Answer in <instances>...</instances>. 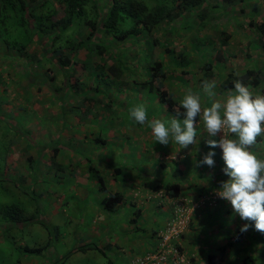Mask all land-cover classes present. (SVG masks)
Listing matches in <instances>:
<instances>
[{"label":"crops","instance_id":"1","mask_svg":"<svg viewBox=\"0 0 264 264\" xmlns=\"http://www.w3.org/2000/svg\"><path fill=\"white\" fill-rule=\"evenodd\" d=\"M261 1V3H258V1L246 0L242 5H240V7L243 6L245 7V9L242 12L238 11L239 13L233 17L235 28L231 31H228L231 35L228 39L226 50L228 51L229 59H232L235 58V55L238 54L240 49H243L244 52H242L241 54H246V56L248 57L247 62L250 63V65L245 64L246 67H252L257 70H262L264 74V65L262 63V60H264V53L261 52V50L263 49L262 40L257 30V26L260 23L264 22V18H262L264 14H261L260 11V7L264 5V0ZM262 10L264 13V9ZM260 16H262L261 19L259 18ZM250 21H252V23H250ZM190 22L191 21L189 20L188 25L185 26L186 28L182 27L181 20L170 22L168 24H165L163 31H159V33L157 34L159 36H163L165 41L167 32H170L169 34L176 33V36L174 35V38L177 36H179L178 38H186L189 44L190 40L195 39L197 42H200V40H205L207 38L206 36H209V33L212 30V28L210 27L212 25H206L202 29H198L195 23ZM191 24H194L193 26L196 27V32H201H199L198 34L201 38L195 37L193 29L188 28V26H191ZM214 28V32L216 35H218L219 30L221 32L223 29L222 26H219V28L218 26H215ZM181 29H185V32L181 33ZM177 33H181V35H177ZM169 38L170 40L172 39L171 36H169ZM194 46H196V44L191 42V46L187 48L190 54H193L197 49L200 50L199 47ZM200 47H203V45L201 46V43ZM11 54V58L8 55H3V57L0 56L1 80L3 81V74L8 75V71H12L14 69H18V72H21L25 77H28V71L27 73L25 72L27 68L26 65L28 64L29 60L24 57H17V55H15V58L18 62L14 64L12 60L14 57V53ZM8 57L12 61H10ZM17 64H19L18 67H16ZM223 66L225 67L224 64ZM246 67L241 66L240 70L234 72L236 74H240ZM227 71L228 73H226L225 76H228V74L230 73L229 69L226 70V72ZM188 74L192 76L191 73ZM215 77L218 81V90H221L222 92V89L219 87V83L221 80H223L222 78L225 77L222 76L221 72L219 73V77H217V75ZM9 80L12 86H17V83L21 82L17 77H12ZM187 80L188 79H179V81L176 82L173 81L172 78H170V83L173 84L174 87L187 86V89L190 87L195 89V81L192 80L189 84ZM170 83L164 84L170 88ZM6 85V83L0 82V94L6 92ZM12 86H9L10 88H8L9 93L14 90L12 89ZM200 86L201 82L199 83L198 81V90ZM42 89H44V87H42ZM24 90V93L18 94L17 91V95L9 97L8 101H3L0 113H3L5 111L9 112L11 114V117L9 118L10 121L8 120V122H10V124L12 125L11 119H13V126H18L16 119L20 116V112L23 111L19 110L18 105L21 104V102H24L26 106L25 108L29 109V112L27 111V113L30 114V118L27 119L24 116L26 122L22 125V127L30 124L29 129L32 130L31 135L37 134L39 136L38 138H36L39 146L38 149H40L41 152H44L43 154H46V152H48L50 148V144L47 143L46 140L48 139V136H50L51 129L54 128L52 123L49 121V117L52 115L51 106L53 103V97L49 95L44 97L42 95V92L36 91L34 86H30L29 83L24 88ZM172 94L182 99L181 95H183L184 93H179L177 92V90L173 89ZM113 99H115L114 102L116 103L115 105H113V108H119V110H121L125 107V104L126 106L128 105V102L131 98L129 97V95H124L123 93H121L118 96H114ZM143 99H145V97H143ZM151 101L153 102V104L158 103L156 107L158 106L157 110L159 112L158 115H154V117H168L165 116L166 113L160 106L157 97L153 96V98H151ZM58 102V113L55 115L59 117L58 123L60 124L59 128L57 127V129L58 133L60 132L58 136L60 135L59 139L61 140V149L59 148L57 158H61L63 160L57 161H59V163L61 164L69 166L70 169L73 167L77 168L75 169L76 174L73 175V177L71 176L73 179V183L75 184L73 189L75 190L76 197L79 198V196H85L89 192L94 193L91 194V198L95 199L94 201L101 207L102 211L107 212L106 214H100L99 220L102 221L103 219L105 221L108 217L109 212H114L116 214H119V212H121L122 215L119 214L121 217V219L119 220V223L122 227L121 229H123V227L128 229L127 231H124V235L127 236V233L128 235H132L133 233H135L138 237L142 238V244L144 243L146 244L145 246H148V248H144L143 251H141V253H138L139 255L136 256L141 255L143 257L144 253H147L149 250L156 248V246L159 245V235L163 230L166 229L168 223L172 219L173 208L176 204H178V201L180 199L196 198L197 202H199L201 198L213 199L211 196H217L216 189L219 188L220 182L228 179V177L222 171L225 165L222 158V149H220L219 147L213 149L216 153L214 157L216 162L214 168H209L207 165H201L198 163L202 159L203 154L209 151V146L206 143L209 137L205 133H202V121H200V119V127L198 128V145H190L186 149L179 150V146L175 143H170L166 146L161 144L160 147H157L158 145L155 143L153 135L149 132L150 128L148 123H145L144 125L138 124V127L136 128V135L132 133L134 134V136L131 135L129 127H126L125 130L122 129V131L119 132V129L117 130L116 126L120 125L122 121H118V123H116L115 125L112 122L113 115H110L111 110L106 106L103 108L102 105L100 107L101 109H96L93 107V101H91V103L89 104L90 109L89 111H87L86 109H84V106H86V104L82 106V100L79 97H77L76 95H71V97H69V94L64 101L58 100ZM10 103H13L12 106L10 105ZM63 105L68 109L73 106L72 110L64 113ZM110 108L112 107L110 106ZM117 117L118 116H116L115 118ZM64 123H68L69 126L64 125ZM97 135H100L101 139L103 138L105 141L96 143L95 139ZM120 136L121 138H119ZM130 136L133 138V143L129 141ZM211 139L216 138L211 137ZM258 139L261 142L258 144L257 149L260 152L261 157L264 158V137H260ZM19 140L21 141V138H19ZM123 140H125V142H122ZM28 142L29 140L25 142V151H27L28 147H30L31 149L34 148L33 140L29 142L31 146L28 145ZM18 145L19 143L16 145L14 144L9 149L7 161L11 162L10 164H8L6 174L8 177H11V180H15L19 175H21L22 177L24 176V185L32 187L33 178L29 176V158L32 157V162H34L35 157L33 154H26L24 157H22V154L19 152L17 158L14 159V157L11 156V152H14V150L17 149L16 147ZM43 154H41L42 157H36V162L38 163L36 165H39V168H42L44 162H49L47 160L49 156L47 154ZM90 166L94 168L92 171H89ZM156 166H161L163 170L170 169L169 173L173 171V168H176L178 170V173H174L173 171L174 176L170 177V180L175 181L177 178L181 179V198H166L163 196V194H161L162 190L159 191L153 189L166 176H162V174L159 175L156 172L152 171V168H156ZM113 168H118V170H116V174L113 172ZM95 172L97 176L103 177V181H101L103 183H98L97 177L93 175ZM153 172L156 174H153ZM149 176L150 178L153 177L154 179L149 180ZM73 189L68 188L69 192H74ZM114 193L122 194L124 199H127L128 202L119 204L120 206L118 205L119 207L117 206L115 210H110L103 207L102 199L108 194ZM47 194L48 193H46L45 195ZM45 198V215H49L52 213L55 214L58 213L60 209H63V203L57 204L50 198ZM47 199H50L51 201H47ZM214 200H212L213 204H211V202H206L209 206L205 207L201 205V202L199 204H194V206L199 207L195 209H199V211L203 210V212H206V215L210 216L211 219L214 220V222L211 223L209 227H205V232H200L199 226H197L196 230V226H189L191 231H196L197 233L201 234L202 237L199 240H196V238L194 239V237L193 240L191 238H188L190 242L188 246H201L204 248V253H207L208 251L210 252L212 248V250L218 252V247L227 244L229 241H232L235 234L240 231L241 226L245 223V221L240 219L239 214L234 213L230 202L223 200L218 196ZM136 209L140 210V213L138 215L134 212V210L137 211ZM41 219L42 216H38V220L41 221ZM132 219H134L135 221H132ZM201 220V225L206 226L202 217L199 219V222ZM134 222H137L136 226H138L139 229H135L133 227V225L135 224ZM194 222L196 223L197 221ZM29 223L30 220H27V224ZM27 224H25V226H27ZM8 225L9 227L17 229L22 227L21 223H4L0 220V243L4 241V235L2 234V232H4L5 227ZM90 231L94 232L89 233L88 236L86 235L87 241L92 240L93 237H98V234L95 233V231L97 230L91 229ZM57 233L59 236V232ZM242 234L243 236H241V238L232 246L226 247L224 255H219L218 253L215 256H211V258H209L208 256H205V254H200L195 256L194 258L189 257V260H186L187 257L185 258V256L183 255L186 260V264H209V261L212 258L213 260H217L216 264H245V259L248 258L249 260L253 261L252 264H264V257H262L264 253L260 249L264 245V234L256 231L254 229V226L249 228L247 232H243ZM119 238L121 237L116 235L115 240H108L107 244H117ZM132 239L135 238L132 237L131 240ZM179 242L181 243L183 241L179 239ZM23 243L24 240L16 243L17 248L22 247L24 245ZM87 243L84 245L88 248L91 247L90 243ZM82 246L83 245H79L77 249L81 248ZM96 247L98 246L96 245ZM36 256L30 257L22 263H51L52 258H48L46 251ZM168 264L179 263L174 260Z\"/></svg>","mask_w":264,"mask_h":264},{"label":"trees","instance_id":"2","mask_svg":"<svg viewBox=\"0 0 264 264\" xmlns=\"http://www.w3.org/2000/svg\"><path fill=\"white\" fill-rule=\"evenodd\" d=\"M245 1L246 0H0V51L2 49L1 47H5L8 52L13 51L14 55L29 60L33 66L31 67L30 64H27L25 73L28 71L27 78L29 79L30 86H34L38 92H41L42 87H48V89L51 90L53 103L56 105L59 103L58 100L64 101L68 94L69 97H71V95H76L82 100V106L86 104L84 109L87 111L90 109L89 104L93 101L94 108L101 109L100 107L103 105V108L106 106L111 110V113L115 114L117 112L115 110L117 109L113 108V105L116 103L114 102L115 99H113L114 96L109 95L111 90H114L116 96L119 91L122 93L124 86V90L128 89L127 91H129L133 89L134 85H138L137 87L141 89L143 85L150 84L151 91L153 90L152 85H154L155 82L157 85L154 86L156 94L154 97L158 98L160 106L166 113L165 116L171 118L176 114L175 110L180 108L181 101V98H175L164 84L167 76L171 75L172 66L176 69L180 68L182 73L188 74L195 73L193 70L195 66L199 64V70L202 76L198 78V81L199 83L201 82V84L204 80H210L216 75L219 77L217 68L220 63L225 60L224 52L231 34H229L226 28H223L222 31L220 32L219 30L218 35H216L214 34L215 28H212V32L214 33L206 36L208 38L206 42L205 40H200V43L203 45L201 48H205L210 44L212 46L209 48L212 51L211 53L215 52L216 55L213 56V61L212 59H205V56L202 55L197 64L189 58L191 54L186 48H181L179 53L175 54L174 51L169 48L172 42H169L168 39L163 42L159 36L151 38L150 34L153 31L159 33V31L164 29L165 24L176 20H181L183 27L188 25L189 20L195 23L198 29H202L206 25L216 26V22L219 21L221 15L225 14V8L227 6L235 8L237 6L238 10L242 12L245 7H240V5ZM59 11H62V15L56 17ZM250 23H252V21H250ZM257 30L262 40V48L264 49V22L257 26ZM212 35H216V37L212 38ZM145 38V46H149L150 49H152V46H157V48L161 49V51L157 52V55H162L163 58L165 57V53L170 52V61H172L166 64L162 60H154L153 54L152 56L148 55L144 50L140 49H133L135 50L134 54L130 55V50L125 47L128 44H132L131 42L133 41L137 43L139 39L144 40ZM205 43L207 44L205 45ZM124 44H126V46L122 47ZM216 44H218L219 47L215 46ZM139 52H141V54ZM0 56L3 57L1 54ZM132 60L137 66H140L139 62L142 63L140 72L133 73L134 71L131 70L132 66L130 65ZM223 77L225 78H222L223 80L220 81L219 87L222 91L224 90V92L232 88L233 82L239 79H242L244 83L251 85L254 89L260 86H262L261 89H264L263 71L252 67H246L240 74H236L232 70L228 76ZM5 87H8V85ZM144 89L145 87L143 90ZM135 90L138 91V88ZM216 91L218 94L221 93L218 87ZM114 92L112 94H114ZM18 106L19 110L25 109L24 102H21ZM110 106L112 108H110ZM72 107L68 109L64 106L63 112L67 113V111L72 110ZM56 117L59 120V117ZM199 119L198 117V121ZM64 125L69 126L68 123H64ZM119 126L120 125L116 126L117 130ZM125 128L126 126L122 127L124 130ZM118 131L120 132L122 130L119 129ZM55 132L57 131L55 130ZM59 133L57 132V134ZM1 136L2 134H0V143L8 148V152L12 145H16L20 142L19 139L13 140V138L8 139V141H1ZM59 138L60 135L58 139H54L49 145L50 156L48 161L50 160L49 163L51 164L56 163L55 165H57L58 169H62L67 165L57 161L61 143ZM101 141L104 142L105 140L103 138L101 139L100 135H97L95 142L99 143ZM7 155L8 153L3 154L0 152V188H3L7 184L14 186V181L15 185L23 190V193H28L27 191L29 190L30 194L33 195V188L25 186L23 183L25 181L24 176L22 177L19 175L15 180H11V177L7 176ZM3 159L5 160L3 161ZM29 160V176L32 178L31 175L36 173L35 167L38 169L39 165L31 168L33 158L30 157ZM35 161L36 160H34V162ZM45 163L46 162H44V164ZM36 164L38 163L36 162ZM75 169L77 168L73 167L70 169L71 176L76 174ZM93 169L94 168L91 166L89 167V171ZM116 170H118V168H113L115 174L117 173ZM173 171L174 173H178L176 168H173ZM172 173L167 175L169 179H166L165 176L153 189L162 190L161 194L166 198H180L182 187L181 179L177 178L175 181H171L170 177L174 176V173ZM93 175L97 177L99 184L103 183L101 182L103 181V177L97 176L96 172ZM34 177H36V174ZM3 189L6 193H9L8 188L4 187ZM41 195L42 193H39L38 198ZM125 202H128V200L124 199L123 195L120 193L108 194L102 199L103 207L110 210H115L119 204ZM136 210L137 211L134 210V212L138 215L140 210ZM23 211V207L16 202H6V204H2L1 202L0 220L4 223H21L24 218L30 220V217H25L23 215ZM198 214H200L201 217L204 215L208 221H206L207 224L214 222L210 216L206 215V212L195 209L192 220L188 218V223H190V225L199 217ZM132 221L135 220L132 219ZM136 223L133 227L139 229ZM21 225L24 226V223H21ZM44 228L49 233V236H51L48 231V226ZM9 229H12V227L8 225L5 227L4 232ZM199 229L200 232H205L203 227H199ZM54 230H56L57 233V229L54 228ZM241 236H243V234L241 231H238L232 241L219 246V255H224L226 247L232 246ZM54 237L56 240L57 234H55ZM23 239L24 237L20 240L18 238V240L12 242L16 246V243ZM177 239L178 237L176 236V239L171 238L168 242V247L175 250V256L169 253L167 254L168 260L170 259L169 261H160L157 264H168L174 261L173 257L186 255L179 239ZM44 245L39 247L36 246L35 248L26 246L24 250L31 254H42L47 248L51 247L49 241H46ZM160 249L161 247L157 245L156 248L149 250L147 253H144V255L149 252L157 253ZM210 255L212 257L214 256V254ZM210 255H208L209 258H211ZM63 259V257L60 258V260L56 259L53 264H65ZM216 262L217 260H213L212 258L209 264H216ZM252 263L253 261L249 260V258L245 259V264Z\"/></svg>","mask_w":264,"mask_h":264},{"label":"rangeland","instance_id":"3","mask_svg":"<svg viewBox=\"0 0 264 264\" xmlns=\"http://www.w3.org/2000/svg\"><path fill=\"white\" fill-rule=\"evenodd\" d=\"M254 1H258V3L262 2L261 0L260 1L254 0ZM263 6L260 7L261 14H264L263 10H262V9H264ZM237 9H238L237 7L235 8V7L227 6L225 8V14L224 15L222 14L219 21L216 22V24H217L216 27L222 26L223 28H226L227 31L233 30L235 28L234 22H233V17L239 13L238 12L239 10H237ZM61 15H62V11H59V13L56 15V17H60ZM261 17L262 16H260L259 18L261 19ZM262 18H264V16ZM193 25L191 24V26L193 28L191 26H188V28L193 29V32L195 33V37H200L198 35L200 31L196 32V27ZM182 27H183V25H182ZM214 27L215 26L212 25L210 28H214ZM183 28H186V27H183ZM161 31H163V30H161ZM180 32L181 33L185 32V29H181ZM157 33L158 32L153 31L150 34L151 38L159 36ZM163 33H165V32H163ZM169 33L170 32H167V34L165 36V40L169 39V42H172V45H170L169 48L172 49L175 54L179 53L181 48H186V49L189 48V46H191V42L196 44V46H194V47L201 48L200 42H197L195 39L194 40L189 39L190 40V44H189V42L186 38H183V37L178 38L179 36L174 38V35L176 33L175 34L174 33L169 34ZM181 33L180 34L177 33V35H181ZM202 33H203V31H202ZM213 33L214 32H212V30H211V32L209 34H213ZM169 36H171V38H172L171 40H170ZM147 37H149V36H147ZM215 37H216V35H212V38H215ZM160 39H161V41H164L163 36H161ZM145 41H146V38L144 40L139 39L137 43L133 41L134 43L131 42L132 44H128L127 46H126V44H124V45H122V47L126 46L125 48L130 50L129 53L131 52L130 55L131 54L133 55L135 50L140 49V50H144L145 53L148 55L152 56V54H153L154 60L159 59V60H162L163 62H165L166 64H168L172 61V60L170 61L171 53H169V52L165 53V57L163 58L162 55H157V52H159L161 49L157 48V46H155V47L152 46V49H150L149 46H145V43H144ZM201 41H203V40H201ZM206 41H207V38L205 39V42ZM205 44H207V43H205ZM215 46H218V44H216ZM257 46H258V44H257ZM210 47H212V46L209 44V46H206L205 48H201L200 50L199 49L195 50L193 54L189 55V58L195 64H197V62L201 59L202 55H204L207 60L212 59V56L216 55V53L215 52L211 53L212 51L209 49ZM1 48H2L0 51L1 55H8L10 58L12 57L11 53H13V51L8 52L5 47H1ZM133 49H135V50H133ZM242 52H244V50L240 49L238 54L235 55V58L229 59L228 51L225 50V52H224L225 60H224V62H221L220 65L218 66V68H217L218 73L221 72L222 76H225L226 73H228V71L226 72V70H228V69L230 71H232L231 69H233V71L237 72L238 70L241 69V66L246 67L245 64L250 65V63L247 62L248 57L246 56V54L245 55L241 54ZM261 52L264 53V49H262ZM139 53L141 54V52H139ZM140 56H139V58H140ZM9 57H8V59L10 61L13 60L14 64L16 62H18L17 59L15 58V55H14L12 60ZM212 61H213V59H212ZM262 63L264 65V60H262ZM28 64H30L31 67L33 66V64L30 62H28ZM223 64L225 65V67H222ZM130 65L132 66L131 70L134 71L133 72L134 74L140 72V70H141L140 66L142 65L141 62H139L140 66H137V64L134 63V61L132 60L130 62ZM18 66H19V64L16 65V67H18ZM199 66H200L199 64H197L195 66V68L193 70V72H195V73H191L192 76L189 74H184L181 72L180 68L176 69L174 66H172L170 78H172L173 81H176V82H178L179 79H181V80L188 79L187 81L189 84L193 80V81H195V83H194L195 89L194 90H198L197 89L198 78L202 76V74L200 73V70H199ZM18 71H19L18 69H14L12 71L9 70L8 75H6V74L2 75L3 81L1 80L0 82L6 83L8 85V87L6 88L5 93L0 94V111L2 109V102L3 101H8L9 97H11L13 95H17V91H18V94L24 93V91H25L24 88L29 83V79L27 77H25L21 72H18ZM263 76H264V74H263ZM12 77H17L21 82L17 83V86H12L10 83V80H9ZM168 78H169V76H167L164 83H170V78H169V80H168ZM212 79H217V78L213 77ZM155 85H157V84L154 82V85H152L153 90H151V91H150V88H151L150 84H146L145 86L143 85V88L145 87L144 90H143V88L140 89L139 87H137L138 85H134L133 89L129 90V92L127 90H124V88H125V86H124L122 93L124 95L125 94L129 95V97L131 98L128 102V105L126 106V104H125V107L121 110H119V108H118L117 109L118 111L115 114L110 113V115H113L112 122L115 125H116V123H118V121H122V123L119 126L120 130H122L123 126H126V127H129V129L131 131L130 133L132 136H134V134L136 135V128L138 127V124L130 119L129 109L133 105H136L139 103H143L147 107L148 116L150 118L149 122L153 118H160L159 116L154 117V115L155 116L158 115V112H159L157 110L158 106L156 107V105L158 103L153 104V102L151 101V98H153V96L156 95L155 91H154ZM9 86H12V89H14V90H12V92H10L11 94L8 91V88H10ZM135 87L138 88V90L140 92L135 90L136 89ZM261 87L262 86H260L259 88H256V89H261ZM168 89H169L170 93L171 92L173 93V89H174V90H177V92H179V93L182 92V94H183L186 91L187 86H185V87H174L173 84L170 83V88L168 87ZM41 92H42V95L44 97L47 95L52 96L51 90L48 89V87H46V86L44 87V89L41 90ZM113 92H114V90H111L109 95L115 96V92H114V94H112ZM119 94H121L120 91L116 95L118 96ZM226 95H227V92L226 91L224 92V90H223L220 94H218V98L226 97ZM181 96L183 97V95H181ZM143 97H145V99H143ZM174 97L176 98L177 96L174 95ZM12 104L13 103H10L11 106H12ZM206 106H208V105L206 104ZM5 108H7V107H5ZM26 109L27 108H25L23 111H21L20 116L16 119L18 126H13L14 125L13 119H11L12 125L10 124V122H8V120L10 121L9 118L11 117V114L9 112L5 111L3 113H0V134H2L1 141H5V140L8 141V139H10V138L11 139L13 138V140H18L19 138H21L19 145L16 147L17 149L14 150V152H11V156H13L15 159L19 155V152L22 154V157H24L26 154H28V155L33 154L35 157L34 160H36L37 159L36 157H41V154H43L44 152H41L40 149H38L39 146H38V141L36 140V138H38L39 136L37 134L36 135L33 134L34 136L31 135L32 130L29 129L30 124L26 125L25 127H22V125L25 124V122H26L25 117L27 119L30 118V114L27 113V111L29 112V109H27V110ZM51 109H52V115L49 117V121L52 123L53 126H55V128L51 129L50 136H48V139L46 140V142L49 144H51V142L54 139H58L57 127L59 128V124H60V123H58V118L56 116H54L55 114L58 113L57 105L56 104L54 105V103H52ZM115 115L118 117L115 118L116 117ZM55 130L57 132H55ZM149 132H150V134H152L151 128L149 129ZM132 133H134V134H132ZM122 137H124V136H122ZM119 138H121V136ZM215 138L217 140L219 139L218 136H216ZM27 140H29V142L31 140H33L34 148L31 149L30 147H28L27 151H25V147H26L25 142ZM129 141L133 143V138L130 137ZM135 141H136V139H135ZM122 142H125V140H123ZM156 144L158 145L157 147H160V145H161L158 142ZM28 145L31 146L30 143ZM7 149L8 148L5 145L0 143V152L1 153H3V154L9 153L7 151ZM15 154H17V155H15ZM46 154L48 156H50V151L46 152ZM46 154H43V155H46ZM5 158H6V155H5ZM48 159H49V157L47 158V160ZM4 160L5 159H3V161ZM57 160H63V159L57 158ZM10 162L7 161V165L10 164ZM55 164L56 163L51 164L48 162L46 164H43L42 168L36 169V167H35L36 161L33 162L31 168L35 167V172H36V173H33L31 175L33 178V185H32L33 195L30 194L29 190L27 191L28 193H26V192L23 193L22 192L23 190L20 189V187L18 188L15 185L14 181H13L14 186H11L10 184H7L6 186H4V187L9 189V193L5 192V190L3 189L4 187L0 188V203L2 202V204H6V202L7 203L16 202L21 207H23V209H24L23 215L25 217H30V223L29 224H27V220L24 218V220L21 222V223H24V226H22L21 228H19V229L12 228L6 232H2V234L4 235L3 236L4 241L2 243H0V264H23L22 263L23 261H26L28 258H30L32 256L38 255L37 253L31 254V253L26 252L24 250V246H28L30 248H35L36 246L39 247V246L44 245L46 241H49L50 245H51V247L47 248V250H46L48 258L49 259L52 258V260H56L58 257V260H60V258L63 257L64 258L63 261H65V264H132L131 263L132 260H137V264H140L138 262L143 260V257L141 255L140 256H136V255H139L138 253H141V251H143L144 248L145 249L148 248V246H145L146 244H144V243L142 244V240H141L142 238L138 237L135 233H133L132 235H128V233H127V236L124 235V231H127L128 229L125 227H123V229H121L122 227L119 223V220L121 219L120 215H122L121 212H119L120 215L116 214L114 212L113 213L109 212L108 217L105 221L103 219H102V221L99 220L100 214H102V213L106 214L107 212L102 211L101 207L94 201L95 199L91 198V194H94V193L89 192L85 196H81V197L79 196V198H77L75 190L73 189L75 184L73 183V179H72L73 176L71 177V170H70L69 166H65L62 169H58L57 165H55ZM70 164H71V162H70ZM152 171L156 172L159 175L162 174V176L166 175V177H165L166 179H169V177L167 175L172 173V172L169 173L170 169L163 170L161 166H159V167L156 166V168H152ZM154 172H153V174H156ZM72 173H73V171H72ZM35 174H36V177H34ZM148 179L150 180V179H154V178L153 177L150 178V176H149ZM68 188H72L74 190V192H69ZM39 193H42V195L38 198ZM45 193H48V194L45 195ZM45 197L50 198L51 200L55 201L57 204L63 203L62 204L63 209H60L58 213H55V214L52 213L49 215H45V211H46L45 210V205H46V203H45L46 198ZM211 197L213 199L201 198L199 202H197L196 198L195 199H189V198L184 199V198H182V199H180L182 202L179 201L177 205H182L183 207H185L187 209V217L192 220V216H193V213L195 211L194 209L199 208L197 206H194V204H199L201 202V205H203L204 207L209 206L206 202H208V203L211 202V204H213L212 200L216 199L217 196H211ZM50 199H47V201ZM36 208H37V210H36ZM40 215L42 216L41 221L38 220V216H40ZM200 218H201V215L199 216V219ZM197 219H198V217H197ZM197 219L195 220V221H197L196 223L195 222L192 223V225L196 226L195 230L197 229V226L203 227L204 229H205V227L207 228L210 226V223L209 224L206 223L207 219L204 217V215L202 216V219L204 220L206 226H202L201 225L202 220L199 222L198 221L199 219L198 220ZM25 224H27V226H25ZM45 226L46 227L48 226V231L50 232L51 236H49V233L44 228ZM189 226H190V223L186 222L184 229L181 230V228H183V227H181L180 228L181 231L177 235L178 239H181L183 241V242H181V246H182V249L186 252V255H184L185 258L187 257L186 260H189V257L194 258L195 256L200 255V254H205V256H208L210 254H214V256H215L216 254H218V252L212 250L213 248L211 249L210 252L208 251L207 253H204L203 252L204 248L201 246H195V247L194 246H191V247L188 246L190 244L188 238H191L193 240V237H194V239L196 238V240H199L202 237V235L197 233L196 231L195 232L191 231ZM54 228H57V232H59V234H60L59 236H58V233H56V230H54ZM91 229L97 230V231H95V233L98 234V237L97 238L93 237L92 240L87 241L86 239H87L88 234L94 232V231H90ZM55 234H57L56 240L54 237ZM116 235L121 237V238H119L118 243L117 244H107L108 240L114 241ZM21 237L22 238L24 237V239H23L24 245L22 247L17 248V245L15 246L12 241H14V240L16 241V240H18V238L20 240V239H22ZM132 237H134L135 239L131 240ZM86 243L87 244L90 243L91 247L88 248L87 246H85L84 244H86ZM79 245H83L80 248V250L77 249V247ZM96 245L98 247H96ZM95 248H98V249H95ZM192 249H194V250H192ZM260 249L264 253V245ZM262 257H264V254L262 255ZM52 260H51V264H53L55 262ZM152 263L153 262L148 263V264H152ZM184 264H186V262H184Z\"/></svg>","mask_w":264,"mask_h":264},{"label":"clouds","instance_id":"4","mask_svg":"<svg viewBox=\"0 0 264 264\" xmlns=\"http://www.w3.org/2000/svg\"><path fill=\"white\" fill-rule=\"evenodd\" d=\"M217 87L216 79H206L199 90L186 89L180 108L171 118H153L149 122L148 109L143 103L133 105L129 109V117L140 125L148 123L155 143L165 146L175 143L179 150L198 145V128L202 121V133L209 137L206 141L209 151L198 163L214 168L216 153L213 149H222L225 165L222 171L228 179L220 182L216 194L230 202L234 213L245 221L240 228L241 233L254 226L256 231L264 234V158L257 149L261 142L258 138L264 137V89H254L239 79L233 82L226 97L218 98ZM218 135V140L211 139ZM177 206H174L173 214ZM163 231L159 235L161 249L144 255L143 259L148 255H153V259L140 264L167 262L169 253L162 251L169 248L171 239L164 241ZM160 253H164V259H159ZM173 258L179 264L185 262L183 256Z\"/></svg>","mask_w":264,"mask_h":264},{"label":"built area","instance_id":"5","mask_svg":"<svg viewBox=\"0 0 264 264\" xmlns=\"http://www.w3.org/2000/svg\"><path fill=\"white\" fill-rule=\"evenodd\" d=\"M218 138H220L219 135H218ZM186 222H188L187 209L185 207H183L182 205H178L177 207H175L173 219L171 220V222L168 223L167 228L162 233L164 241H168L171 238H175L178 235V233L182 229H184ZM181 227H183V228H181ZM180 228H181V230H180ZM162 252L175 254V250L172 248H167L166 251H162ZM158 256H159V259L165 258L164 253H160V255H158ZM155 257L156 256H154V258ZM149 259H153V255L146 256L143 260H141L138 263H142V262H144V260H149ZM134 264H137V260L134 262Z\"/></svg>","mask_w":264,"mask_h":264}]
</instances>
